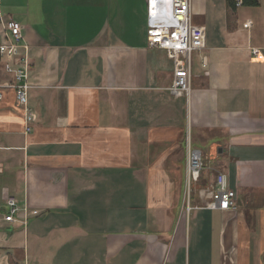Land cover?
<instances>
[{"label":"crops","instance_id":"1","mask_svg":"<svg viewBox=\"0 0 264 264\" xmlns=\"http://www.w3.org/2000/svg\"><path fill=\"white\" fill-rule=\"evenodd\" d=\"M192 0L188 97L147 42L146 0H0L28 58L24 134L0 59V264H264V0ZM250 22L251 26H243ZM2 27L0 26V36ZM203 171L183 199L185 139ZM223 175L235 209H205ZM21 211L6 223V199ZM27 219V220H26Z\"/></svg>","mask_w":264,"mask_h":264},{"label":"built area","instance_id":"2","mask_svg":"<svg viewBox=\"0 0 264 264\" xmlns=\"http://www.w3.org/2000/svg\"><path fill=\"white\" fill-rule=\"evenodd\" d=\"M234 5L235 8L242 7V0H234ZM191 8L192 0H146L147 42L150 47L166 51L173 61V80L169 93L175 98L189 96L191 57L205 49V28L192 23ZM0 26V59L5 62V72L14 78L13 84H6L4 87L14 90L16 104L24 112V134L29 135L36 118L28 107L29 64L27 56L22 52V27L12 19L2 21L1 16ZM250 26L251 23L247 22L243 27L247 29ZM250 55L256 61L264 60V54L258 48H251ZM184 149L183 199L187 214L190 212L189 197L194 186L199 183L204 165L201 153L191 146L188 133ZM199 195L207 200L205 209L220 212L235 209L236 192L228 187L221 174L216 176L212 185L199 190ZM6 206V223H14L21 211L27 216L26 209L19 208L13 197L6 199Z\"/></svg>","mask_w":264,"mask_h":264},{"label":"trees","instance_id":"3","mask_svg":"<svg viewBox=\"0 0 264 264\" xmlns=\"http://www.w3.org/2000/svg\"><path fill=\"white\" fill-rule=\"evenodd\" d=\"M227 6L229 10L234 11L235 5H234V0H226ZM257 7L258 6V1L257 0H242V7Z\"/></svg>","mask_w":264,"mask_h":264}]
</instances>
